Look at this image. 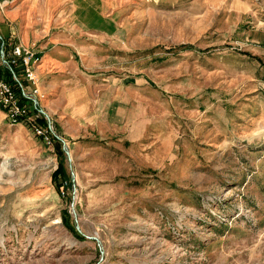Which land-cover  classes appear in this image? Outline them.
Returning a JSON list of instances; mask_svg holds the SVG:
<instances>
[{
	"label": "rangeland",
	"instance_id": "1",
	"mask_svg": "<svg viewBox=\"0 0 264 264\" xmlns=\"http://www.w3.org/2000/svg\"><path fill=\"white\" fill-rule=\"evenodd\" d=\"M87 1L1 14L16 35L58 30ZM91 5L121 27L74 56L91 104L51 113L26 92L50 144L0 109V264H264V0Z\"/></svg>",
	"mask_w": 264,
	"mask_h": 264
},
{
	"label": "crops",
	"instance_id": "2",
	"mask_svg": "<svg viewBox=\"0 0 264 264\" xmlns=\"http://www.w3.org/2000/svg\"><path fill=\"white\" fill-rule=\"evenodd\" d=\"M91 2L92 0H89L86 3L89 9L86 11L85 16L79 9L69 12L67 20L60 22L62 24L59 26H64L61 29L51 30L52 27L49 25L48 28L42 31L29 33L24 26H20L17 35L11 27V31H9L8 26L4 25V22H9V20H5V16L0 11V42L3 46L0 50V65L5 63V60H2L1 51L3 49L10 50L13 45L19 44L30 47L41 54L40 63L33 67L38 77L40 94L48 98L44 107L51 113H54L58 108L65 107L71 108L74 115L81 113L88 104H91V100H89L91 94L80 87L81 71L78 60H75L74 56L82 54L84 60L81 61L87 63L86 54L96 49L98 41H109L111 37L121 32V27L114 25L113 20H109V15L97 11L91 5ZM70 22H73V25H69ZM80 30L83 34H87V39H84L83 42L77 40L76 34L80 33ZM92 44L93 46H91ZM23 87L25 93L31 95L32 86L26 82ZM93 92L94 101L92 104L94 106H98L100 101L107 102V99L95 100V98L107 97L104 93L100 96V93L104 92L102 89H96ZM32 102L35 103V100L29 101V103ZM104 105L105 103H103ZM40 110L43 112L42 109Z\"/></svg>",
	"mask_w": 264,
	"mask_h": 264
},
{
	"label": "built area",
	"instance_id": "3",
	"mask_svg": "<svg viewBox=\"0 0 264 264\" xmlns=\"http://www.w3.org/2000/svg\"><path fill=\"white\" fill-rule=\"evenodd\" d=\"M10 0H0V11L6 8ZM2 52V60H5L7 68L13 73L14 84L7 81L0 72V109L4 113V117L10 125L22 124L29 127L33 134L39 137L46 144L53 142V134L51 127H46L41 123L44 115L36 105L32 110L27 103H23L21 97H25L29 101L31 98L26 95L18 73L24 80L32 86L31 95L38 98L44 96L40 94L38 87V77L34 71V65L40 63V55L29 48L21 45H13L9 51Z\"/></svg>",
	"mask_w": 264,
	"mask_h": 264
},
{
	"label": "trees",
	"instance_id": "4",
	"mask_svg": "<svg viewBox=\"0 0 264 264\" xmlns=\"http://www.w3.org/2000/svg\"><path fill=\"white\" fill-rule=\"evenodd\" d=\"M0 46H1V42H0ZM0 70H1V66H0ZM3 76H5L6 79H7V81H9L10 83H12V84L15 83L14 80H13V78H12L13 73L10 70H8V69L5 68V74ZM21 99H22V102L23 103L29 102V100L26 99L25 97H21ZM41 123L44 125V120H41ZM54 147H55L56 151L58 153H60V155L62 156V150H61V143H60V141L55 140V146ZM62 159L63 158L61 157L60 158V161ZM52 177H53V180L55 181V183L58 181V178H64V177H66V173H65V170H64V166L62 165V162H59V165H58L56 171L53 172ZM63 183H66V186L65 187H67V185H70L71 182H70V180H66V178H64L63 180H61V181L58 182V184L56 185L57 188H59Z\"/></svg>",
	"mask_w": 264,
	"mask_h": 264
}]
</instances>
